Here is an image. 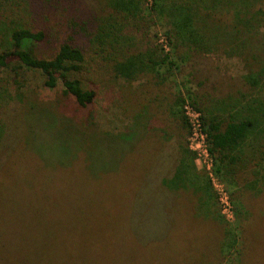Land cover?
<instances>
[{"label": "trees", "instance_id": "trees-1", "mask_svg": "<svg viewBox=\"0 0 264 264\" xmlns=\"http://www.w3.org/2000/svg\"><path fill=\"white\" fill-rule=\"evenodd\" d=\"M158 26L165 50L155 41ZM79 39L92 50L87 59ZM37 42L56 46L39 56ZM213 52L239 57L247 71H220ZM0 69L12 73L16 90L26 69L37 70L45 86L59 80L62 93L86 109L73 122L65 116V144L69 151L93 146L98 173L134 178L129 215L140 204L149 213L131 220L130 231L148 247L173 235L182 211L175 190L197 188L215 201L186 145L184 102L200 113L222 183L264 160V95L256 93L264 94V0H0ZM170 76L171 91L163 87ZM102 81L104 111L113 109L110 123H119L113 128L93 106ZM153 84L158 91L145 93Z\"/></svg>", "mask_w": 264, "mask_h": 264}, {"label": "rangeland", "instance_id": "rangeland-1", "mask_svg": "<svg viewBox=\"0 0 264 264\" xmlns=\"http://www.w3.org/2000/svg\"><path fill=\"white\" fill-rule=\"evenodd\" d=\"M78 41L89 58L86 40ZM34 46L45 57L56 43ZM214 53L209 59L220 71L233 76L247 71L239 57ZM21 75L16 90L12 73L0 69V264H201L205 259L203 264H264V160L223 182L231 218L221 214L214 192L215 201L197 188L175 190L183 211L176 214L169 236L176 246L170 238L167 245L148 247L134 242L130 231L131 220L149 213L140 204L129 215L134 178L98 173L93 146L69 151L71 145L65 144V116L73 122L86 109L62 93L59 80L48 87L35 69ZM96 85V117L110 128L118 126L110 123L113 109L104 111L109 105L104 81ZM155 85L145 93H156ZM159 103L164 110V102ZM194 167L201 171L195 162ZM233 236L235 241H228Z\"/></svg>", "mask_w": 264, "mask_h": 264}, {"label": "built area", "instance_id": "built-area-1", "mask_svg": "<svg viewBox=\"0 0 264 264\" xmlns=\"http://www.w3.org/2000/svg\"><path fill=\"white\" fill-rule=\"evenodd\" d=\"M156 41L164 50L167 49L166 41L162 34H157ZM182 111L188 123L187 148L192 152L193 161L197 164L198 169L203 171L208 178L212 190L218 199V208L221 214L226 218H231L232 209L226 189L213 172V160L207 149L206 134L202 130L200 113L187 102L183 103Z\"/></svg>", "mask_w": 264, "mask_h": 264}]
</instances>
